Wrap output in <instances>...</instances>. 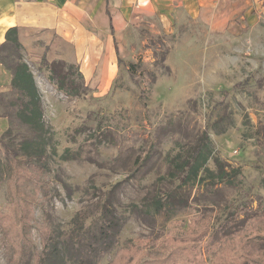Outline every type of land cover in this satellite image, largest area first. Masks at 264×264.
I'll use <instances>...</instances> for the list:
<instances>
[{
  "label": "rangeland",
  "instance_id": "rangeland-1",
  "mask_svg": "<svg viewBox=\"0 0 264 264\" xmlns=\"http://www.w3.org/2000/svg\"><path fill=\"white\" fill-rule=\"evenodd\" d=\"M230 10L213 26L145 18L126 34L100 89L75 46L62 50L60 40L46 45L17 29L19 45L1 56L13 63L20 52L40 93L49 188L42 197L28 183L19 187L30 207L17 220L28 216L30 242L0 235V264H40L39 256L41 264H247L243 254L264 261V241L252 240L264 235V0ZM58 60L78 94L50 79ZM14 123L9 141L17 146L27 125ZM205 128L211 155L188 176L175 166L191 159ZM4 171L2 210L11 205Z\"/></svg>",
  "mask_w": 264,
  "mask_h": 264
},
{
  "label": "crops",
  "instance_id": "crops-1",
  "mask_svg": "<svg viewBox=\"0 0 264 264\" xmlns=\"http://www.w3.org/2000/svg\"><path fill=\"white\" fill-rule=\"evenodd\" d=\"M238 1L0 0V44L11 27H16L20 35L36 34L46 45H56L60 40L62 50L69 43L76 47L77 62L83 65L90 85L100 89L116 71L126 34L145 18L156 16L168 22L199 18L213 26L219 15L229 17L231 3ZM219 2L223 5L218 6ZM94 65L98 67L94 69ZM10 82L11 72L0 62V95L11 89ZM7 126V117L0 116V135Z\"/></svg>",
  "mask_w": 264,
  "mask_h": 264
},
{
  "label": "trees",
  "instance_id": "trees-1",
  "mask_svg": "<svg viewBox=\"0 0 264 264\" xmlns=\"http://www.w3.org/2000/svg\"><path fill=\"white\" fill-rule=\"evenodd\" d=\"M19 45L17 38V28L11 27L6 31L5 41L0 44V62L6 66L11 72V89L0 95V116H5L8 119V126L0 135V148H3L4 161L0 154V169L5 166L6 186L11 196V205L6 210L0 208V235L5 238L11 235L20 237L19 242H30V235L27 231L28 216H23L21 222L17 220V210L26 211V207H30V201L26 206V201L23 197V192L19 189L21 184L28 183L32 186L34 194L46 196L49 188V183L44 181L42 176L46 175L49 170V154L47 153V128L43 119V103L40 93L34 83L32 73L29 71L25 62L20 61V52H15L17 60L13 63L5 61L1 55L9 52V46ZM120 61V59H119ZM45 58H41L39 69L46 64ZM57 65L65 66L64 61H55L51 67L50 79L54 81L56 88L67 95L78 94V88H68L65 84L64 72L62 68H57ZM69 64L67 67H71ZM19 118L27 129L20 132L21 142L15 146L9 140H12L16 133H13L15 128V119ZM22 151V152H21ZM18 154L23 155L24 165L14 166L10 162L17 158ZM211 155L209 149V141L206 128L200 138V142L195 146L191 159L182 164H176L181 172L188 176H195L199 169L205 164L207 158ZM215 161H217L215 159ZM41 239L44 242L51 241L49 230L41 229ZM255 242L264 241V235L255 236L252 239ZM33 243V242H31ZM247 264H264L263 259L257 254H243ZM43 256H39L41 261ZM159 259L145 260L143 264H159Z\"/></svg>",
  "mask_w": 264,
  "mask_h": 264
}]
</instances>
